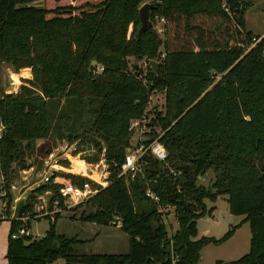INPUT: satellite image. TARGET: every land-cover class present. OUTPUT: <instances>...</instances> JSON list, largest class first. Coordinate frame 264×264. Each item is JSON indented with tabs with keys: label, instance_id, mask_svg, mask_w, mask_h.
<instances>
[{
	"label": "trees",
	"instance_id": "trees-1",
	"mask_svg": "<svg viewBox=\"0 0 264 264\" xmlns=\"http://www.w3.org/2000/svg\"><path fill=\"white\" fill-rule=\"evenodd\" d=\"M33 1L0 0V64L30 73L14 95L0 87L4 180L25 156L40 164L68 134L76 142L73 154L103 146L110 184L83 204L78 221L105 227L118 218L128 251L78 253L82 242L58 235L55 221L43 237L11 240L17 229L11 222L6 264H168L166 232L143 197V183L116 178L128 125L144 114L151 116L144 144L157 138L166 159L144 155L142 170L156 181L152 190L161 202L175 207L178 264H196L202 247L231 237L233 228L219 239L195 240L196 220L210 213L204 201L223 195L228 213L244 216L250 233L247 253L228 264H264V39L248 49L258 38L243 25L252 0H158L150 19L162 20V40L138 32L142 0H41L42 9L28 7ZM130 59L152 60L157 71L146 67L143 75ZM142 80L164 88L162 111H146L149 88ZM207 171L212 181L203 188L197 179Z\"/></svg>",
	"mask_w": 264,
	"mask_h": 264
},
{
	"label": "rangeland",
	"instance_id": "rangeland-1",
	"mask_svg": "<svg viewBox=\"0 0 264 264\" xmlns=\"http://www.w3.org/2000/svg\"><path fill=\"white\" fill-rule=\"evenodd\" d=\"M156 1L158 0H142L141 4H152ZM28 7H32L35 9H42L43 2L41 0H36L31 2L28 5ZM150 21L152 28L154 29V32L157 33V37L160 40H162V31H161L162 22H160V18L154 17V19H150ZM243 25L246 31H249L258 37H262V35L264 34V0H252V6L243 13ZM160 50H162V48H160ZM128 62H129V66L136 65L141 70L144 69L143 67L144 63L142 61H136L130 59L128 60ZM24 71L26 73L20 74L21 72ZM28 78L30 79L29 71L23 70L14 74L8 66H6L5 64H0V87L3 92H6V94L14 95L18 91L19 87L25 84L24 81L29 80ZM142 82L146 88H149L150 84L147 83L146 80H142ZM15 84L16 86H14ZM12 88H14L15 90ZM158 88L159 87H152L151 89L149 88L148 103L146 105L147 112H150L154 108L156 109L157 112L162 111L164 97L159 93ZM157 133H159L158 130ZM69 141H70V137H69ZM69 141L68 143L67 140L61 141L53 149L62 147L63 144L68 145V144L76 143V142L70 143ZM38 144H40V141L35 142V146H37ZM83 157L86 158V156H81L80 157L81 160H83ZM34 159L35 156H32L31 158H27L25 156L22 165L11 166V169L13 170V175L11 176V178L8 180L7 183L15 185L14 187L16 188V191L11 193L10 198L6 201L7 207H11V206L21 207L19 205H22V203L26 200V198L29 197L28 196L29 193L28 190L30 189L29 187H31L32 184H34L38 180V175L41 172V167H40L41 161L40 164L36 165V161H34ZM29 169L31 171H29ZM78 170H82V166H79ZM21 172H25V174H21ZM23 177L25 178L26 181L22 180ZM64 178L68 182H71L70 179H68V177H64ZM211 179H212L211 171H207L205 179L198 178L197 184L201 185L203 188H207L209 187L210 182L212 181ZM53 184L57 185L56 183ZM226 198L227 197L223 195L219 199L216 198L214 202H210L208 200L204 201L205 212L209 210L210 213L209 215L206 214V216L196 220L195 229L197 231V235L195 237V240H199L203 238L204 237L203 232H208L207 236L205 237L214 238V239H219L223 237L224 234L227 233L231 228H233L234 232L232 233L231 237L227 238L226 240H224V242L218 245L208 243L207 245L202 247L199 253V259L196 264H214L216 262H219L220 264H228L231 261H235L241 258L242 255L246 254L248 251L247 246H248L250 233L246 223L242 222L244 216H233L230 213H228ZM15 200H17L16 203L13 202ZM2 201L3 198L0 197V203ZM34 205H33L34 207H32V209H29L28 211H32V213H38L37 211L35 212V208L37 207L36 202ZM78 206L80 207L77 208L75 212H70L67 209H65L64 211L65 213L63 214L60 213L54 214L53 220H50L49 217L48 218L43 217L41 215L42 213H40V214H36L39 215V217L36 218L34 222L28 221L25 218V217H29L27 215L29 214V212L27 211L20 214L19 218H17L18 216L14 214L13 222L15 223L16 228L23 227L24 229H26V231L30 234V236L33 239H37L43 237L42 235L47 229L48 223H52L53 221H55V231L58 235H62L68 239H71L72 237L74 238L76 237L77 239L82 240L84 242V244H82L79 247H76L75 249L78 253L81 254H86L85 251L88 250L94 252L95 249H97V251H99L103 255H105L107 251H115L116 253H118L117 255H122L127 252V250L124 249L127 237L124 233H121L119 231L118 227H113L110 224L105 227H100L98 229L99 235L84 236V234L80 233V229L82 227H87L88 223L83 224L78 221L79 214L84 209L83 204L74 205L73 207L70 208L73 209ZM11 213L12 212L6 208L5 212H3L4 216L0 214V226L3 223H5V221L3 220L1 222V217L6 219V216ZM170 227L173 231L175 224L170 223ZM53 264H62V261H55Z\"/></svg>",
	"mask_w": 264,
	"mask_h": 264
},
{
	"label": "built area",
	"instance_id": "built-area-1",
	"mask_svg": "<svg viewBox=\"0 0 264 264\" xmlns=\"http://www.w3.org/2000/svg\"><path fill=\"white\" fill-rule=\"evenodd\" d=\"M160 22H162L161 19ZM260 39H264V34L262 37L251 40L252 44L248 49L253 48V46L258 43ZM143 63L144 69L142 71L143 75H145V69L149 66L145 62ZM158 90L159 93L164 97V88L159 87ZM150 117L144 114L140 118L129 123L128 131L130 132V140L128 146L125 149L122 161L120 162L119 172L116 175V178H119L120 176L124 177L126 185L135 179H138L143 183V197L147 198L154 205L155 213L158 215V222L164 227L166 232L167 241L164 245H162V248L165 251L166 261L168 264H178V256L173 249V243L171 241L173 231L170 227V223H174L176 226V215L174 211L175 207L163 204L161 202L158 195H156V193H154L152 190V187L156 181L147 177L142 170L143 165H145L143 164L142 160L144 155H148V157L151 159H155L161 163H163L166 159V152L157 139H153V141L146 145L144 144L145 136L149 131L147 125L149 123ZM1 129L2 127L0 126V132ZM99 149L100 150H95L90 148V150H85V152L73 154L75 152V144H63L62 147L53 149L51 153L47 154L41 159V172L38 175V180L32 184L28 190V196L33 193V199L32 201H28L29 199L27 197L22 205H19L23 208L27 204H31L29 209H32L36 202L37 207L35 208V212L37 211L38 213H32V211H28L29 209L26 208H23L22 211L19 212V207H7L6 201L10 198L11 193L16 191V188L14 187L15 185L5 182L3 173L0 169V197L3 198V201L1 202L2 204L0 203V214L4 216L3 212H5L6 208L12 212L6 216V219L1 217V222L3 220L10 225V223L14 220V214L18 216H16L17 218H19L20 214L27 211L29 212V214H27L29 217L25 218L28 221L34 222L36 218L39 217V215L36 214L40 213H42L41 215L43 217H49L50 220H53L54 214H63L65 213V209L71 212L70 209L72 208L70 207H73L74 205L85 204L88 199L102 191L110 184L108 178V165L105 161V148L100 146ZM94 155L97 156L96 161H87L84 157L83 160H81L80 158L81 156L91 157ZM77 164L82 166V170H78ZM29 171L31 170L29 169ZM21 174H25V172H21ZM172 175L174 176V174ZM69 176L82 179V184L77 186L71 182H68L64 177ZM22 180L26 181L24 177ZM53 183L59 185L56 191L46 189L39 194H34L36 189L40 187H50L53 185ZM16 201L17 200L13 202L16 203ZM110 225L113 227H118L119 229V219L115 218L112 222H110ZM8 236L11 240H17L20 237H28L30 234L23 227H19L14 231H11Z\"/></svg>",
	"mask_w": 264,
	"mask_h": 264
},
{
	"label": "crops",
	"instance_id": "crops-1",
	"mask_svg": "<svg viewBox=\"0 0 264 264\" xmlns=\"http://www.w3.org/2000/svg\"><path fill=\"white\" fill-rule=\"evenodd\" d=\"M21 71H23V70H21ZM205 176H206V174H205ZM205 176H203L202 179L203 178L205 179ZM219 198L220 197H218V199ZM87 225H88L87 227H82L80 229V233L84 234V236H86V235L87 236L88 235H99L98 234V229L100 228L99 226H96L94 224H87ZM8 230H9V224L7 222L3 223L0 226V264H6V258H5L6 254H5V251H6V245H7V239H8V237H7ZM207 234H208V232H203V236L204 237L207 236ZM77 240L80 241V242H82V244H84V242L82 240H79V239H77ZM81 245H79V246H81ZM79 246H77V247H79ZM124 249L127 250V239H126V244H125V248ZM85 253L86 254L91 253V254L103 255L99 251H97V249H95L94 252H91V250H88V251H85ZM105 254H108V255H117L118 253H116L115 251H107V253H105Z\"/></svg>",
	"mask_w": 264,
	"mask_h": 264
},
{
	"label": "water",
	"instance_id": "water-1",
	"mask_svg": "<svg viewBox=\"0 0 264 264\" xmlns=\"http://www.w3.org/2000/svg\"><path fill=\"white\" fill-rule=\"evenodd\" d=\"M154 6L152 4H142L138 9V32L143 33V32H150L153 31L154 29L152 28L151 21H150V13L153 11ZM92 66H95L96 63L91 62ZM150 71H152L154 74L157 71L158 64L154 61H149L148 63ZM135 69H138V66H134ZM69 134L67 137V143L69 141Z\"/></svg>",
	"mask_w": 264,
	"mask_h": 264
},
{
	"label": "bare ground",
	"instance_id": "bare-ground-1",
	"mask_svg": "<svg viewBox=\"0 0 264 264\" xmlns=\"http://www.w3.org/2000/svg\"><path fill=\"white\" fill-rule=\"evenodd\" d=\"M14 86H16V84L14 85ZM12 89H14V88H12ZM15 90V89H14ZM78 166V165H77ZM78 169H79V166H78Z\"/></svg>",
	"mask_w": 264,
	"mask_h": 264
}]
</instances>
